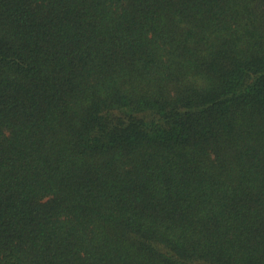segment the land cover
I'll return each mask as SVG.
<instances>
[{
    "label": "trees",
    "instance_id": "trees-1",
    "mask_svg": "<svg viewBox=\"0 0 264 264\" xmlns=\"http://www.w3.org/2000/svg\"><path fill=\"white\" fill-rule=\"evenodd\" d=\"M0 264H264V0H0Z\"/></svg>",
    "mask_w": 264,
    "mask_h": 264
}]
</instances>
